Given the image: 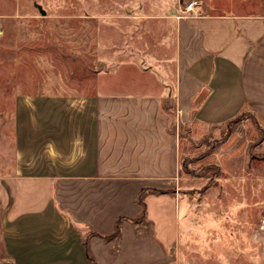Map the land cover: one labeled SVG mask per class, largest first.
<instances>
[{"label": "crops", "instance_id": "obj_1", "mask_svg": "<svg viewBox=\"0 0 264 264\" xmlns=\"http://www.w3.org/2000/svg\"><path fill=\"white\" fill-rule=\"evenodd\" d=\"M168 21L145 27L94 96L18 105L14 165L0 174V264H90L83 233L109 235L120 216L118 246L88 239L97 264H165L179 206L151 189L179 184V128L198 134L244 111L264 124V12Z\"/></svg>", "mask_w": 264, "mask_h": 264}, {"label": "rangeland", "instance_id": "obj_2", "mask_svg": "<svg viewBox=\"0 0 264 264\" xmlns=\"http://www.w3.org/2000/svg\"><path fill=\"white\" fill-rule=\"evenodd\" d=\"M184 1L0 0V174L14 165L18 105L94 96L145 27H170ZM198 1L200 14L264 12V0ZM163 43L172 55L170 35ZM197 131L179 128L181 177L168 189L179 222L165 264H264V124L244 111Z\"/></svg>", "mask_w": 264, "mask_h": 264}, {"label": "trees", "instance_id": "obj_3", "mask_svg": "<svg viewBox=\"0 0 264 264\" xmlns=\"http://www.w3.org/2000/svg\"><path fill=\"white\" fill-rule=\"evenodd\" d=\"M239 116V115H238ZM238 116H236L234 119L230 120L228 123H230L231 121L235 120ZM148 191V189H141L137 198L138 203L141 205L142 207V212H141V216L139 218H134V219H129L134 225L136 226H140L142 225V222L145 220V213H146V206L144 203V196L146 194V192ZM152 192H154L155 194H171L172 193L167 189V190H159V189H151ZM149 192V191H148ZM126 219L124 216H120L117 218L115 225H114V231L109 234V235H102L96 232H93L91 230L85 231L83 233V247L85 249V256L87 258V260L89 261L90 264H97V262L95 261L91 251L89 250L88 247V239L90 236L96 235L101 237L105 242H110V241H114L117 246L119 243V239H120V232H121V223L122 221ZM84 228V226H81Z\"/></svg>", "mask_w": 264, "mask_h": 264}, {"label": "built area", "instance_id": "obj_4", "mask_svg": "<svg viewBox=\"0 0 264 264\" xmlns=\"http://www.w3.org/2000/svg\"><path fill=\"white\" fill-rule=\"evenodd\" d=\"M182 6V9H180V12L182 14L175 15L176 18L185 17L187 13H192L195 15H199L201 11V1L198 0H187L184 1Z\"/></svg>", "mask_w": 264, "mask_h": 264}]
</instances>
